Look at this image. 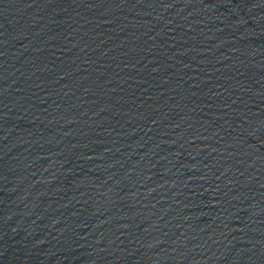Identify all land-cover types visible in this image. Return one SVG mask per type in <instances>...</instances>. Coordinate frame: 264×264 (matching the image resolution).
<instances>
[{
	"label": "water",
	"instance_id": "obj_1",
	"mask_svg": "<svg viewBox=\"0 0 264 264\" xmlns=\"http://www.w3.org/2000/svg\"><path fill=\"white\" fill-rule=\"evenodd\" d=\"M0 264H264V0H0Z\"/></svg>",
	"mask_w": 264,
	"mask_h": 264
}]
</instances>
